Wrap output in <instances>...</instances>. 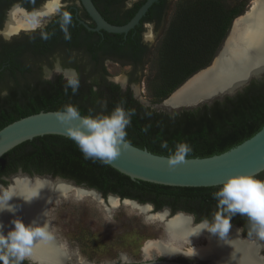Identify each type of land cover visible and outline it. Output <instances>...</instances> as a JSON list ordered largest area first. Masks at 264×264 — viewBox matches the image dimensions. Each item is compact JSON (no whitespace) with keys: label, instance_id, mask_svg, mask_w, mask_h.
Instances as JSON below:
<instances>
[{"label":"trees","instance_id":"16d2710c","mask_svg":"<svg viewBox=\"0 0 264 264\" xmlns=\"http://www.w3.org/2000/svg\"><path fill=\"white\" fill-rule=\"evenodd\" d=\"M132 17L133 14L129 15L127 21ZM232 17L233 11L218 0H193L177 8L158 46V80L163 97L208 67ZM132 33L133 30L128 32L127 44L134 55L141 48L136 39L132 40ZM103 34L108 36L106 32ZM113 36L122 41L123 34ZM110 49L116 51L118 47L112 45ZM97 50V47L89 48L92 55ZM15 52L18 54L20 49ZM17 68L12 64V70ZM105 72L102 69L98 80L92 82L86 81V74H80V88L75 95L70 88L65 94V81L60 76L50 81L35 78L22 86L9 85L7 93L0 96V130L30 115L57 111L65 104L78 106L81 114L87 115L89 108L96 113L101 111L98 100L107 101L104 114L111 113L117 104L123 102L126 110H135L126 129L127 143L151 154L168 157L169 149L174 151L177 143L187 142L193 151L186 159H200L227 152L264 127V82L251 81L233 97L168 114L142 106L133 98L130 89L124 91L106 81ZM144 128L148 129L147 132L142 130ZM164 141L168 142V149L161 148ZM17 171L29 176L49 175L71 180L78 186L99 192L103 198L113 194L121 200L150 203L155 211L167 206L172 210L171 214L178 210L192 214L195 222L212 219L217 204L212 194L222 187L178 188L132 181L109 165L84 159L72 140L56 135L24 142L0 158L1 185L4 178ZM254 178L264 181V171ZM231 224L241 226L244 236H250L246 217L237 214ZM24 264L28 262L24 261Z\"/></svg>","mask_w":264,"mask_h":264},{"label":"bare ground","instance_id":"6f19581e","mask_svg":"<svg viewBox=\"0 0 264 264\" xmlns=\"http://www.w3.org/2000/svg\"><path fill=\"white\" fill-rule=\"evenodd\" d=\"M57 1L48 2L42 15L52 13ZM29 17L30 15L22 14L19 19L18 12L13 11L4 29V35L9 36L20 29L35 27L36 25L29 22ZM230 31L229 37L211 67L193 77L173 93L163 103L164 106L175 109L194 105L213 96L233 92L250 78H258L264 73V0L254 1L249 11L235 20ZM152 38L150 32L145 34L147 41H151ZM135 95L137 96L136 89ZM12 182L13 185L8 190L14 198L9 203L15 205L18 211L15 216L8 212L0 214V223L5 225V234L11 230L12 219L20 218L26 225L33 220H39L46 226L51 238L35 241L29 258L39 264H63L66 254L50 233L47 220L48 208L66 196L78 198L83 195L82 192L77 188L73 190L69 184L61 181L35 180L30 184L24 177L18 176L14 177ZM37 193L39 197L36 198ZM29 198H32L31 202H24ZM109 203L112 207H116L117 199L109 197ZM136 209L141 214H148L150 211L148 206H138ZM148 217L162 222V227L158 231L160 240L147 242L143 248V254L147 258L157 254L169 258L180 252L183 245L195 246L196 244L193 243L202 241L206 243L205 246L196 245L197 248L185 251L184 254L210 264H262L258 256L261 245L257 241L241 240L238 231L232 227L227 236L221 239L218 235L201 231L203 225L191 226L190 219L183 215H176L169 219L163 211Z\"/></svg>","mask_w":264,"mask_h":264},{"label":"rangeland","instance_id":"374dc122","mask_svg":"<svg viewBox=\"0 0 264 264\" xmlns=\"http://www.w3.org/2000/svg\"><path fill=\"white\" fill-rule=\"evenodd\" d=\"M191 1L193 0H173L171 2V11L166 17V24L162 32V26L157 28L152 25H145L143 38L145 39L147 32H150L153 38L148 43H145L148 50L143 60L142 71L133 73L131 79V69L129 67L107 62L105 64L106 81L117 86H125L123 88L124 91L130 89L136 101L141 103L142 106L145 105L156 112L174 113L173 109L163 105L174 91L166 97H163V93H161L158 80V46L165 28L177 8ZM254 1L256 0H218L226 9L233 11V17L215 57L223 48L225 39L227 40V37H229V32H231L230 30L235 20L241 18L246 11H249ZM26 56L24 57L27 58ZM28 63L32 67V73L17 76L15 79H6L0 83V87L15 84L22 86L33 82L35 80L36 67L39 66H41L40 74L44 77L46 67H44L43 63L32 64L30 60L23 61V64ZM81 70L86 72L85 78L87 82L98 80V74L95 75L94 72L91 74V69L88 65L82 64ZM259 82H264V75ZM135 89L137 90V96L135 95ZM0 96H4V93H1ZM11 176L4 178L2 180L3 185H0L4 188L10 184L13 185L11 181L14 177ZM77 190H80L83 195L78 198L66 196L57 204H51L48 209L47 220L50 224V233L66 254L63 264H133L153 257L147 258L143 254V248L147 242L160 240L158 231L162 227V222L154 221L148 217L159 213L149 211L148 214H141L136 209L137 205L123 201H117V206L112 207L109 203V198L107 200L106 197L101 199V197L91 191H84L86 189L79 188ZM194 223L197 224L199 222L194 221ZM251 241L257 240L253 239ZM193 244L202 247L206 243L198 241ZM196 245H183L180 249L182 253L178 252L169 258L182 260L184 259L183 257H190L189 260L195 264L208 263L184 254L185 251L197 248ZM154 256L161 257L163 255L157 254Z\"/></svg>","mask_w":264,"mask_h":264},{"label":"clouds","instance_id":"9594fccd","mask_svg":"<svg viewBox=\"0 0 264 264\" xmlns=\"http://www.w3.org/2000/svg\"><path fill=\"white\" fill-rule=\"evenodd\" d=\"M17 8L19 5H15L13 11ZM42 12V9L34 10L30 14L29 22L34 26L38 25V17L42 15ZM61 15L62 20L59 22L61 31L64 33V39L70 40L71 34L68 28L72 24L71 15L68 12ZM53 34L41 32V38L47 40ZM5 39H8L6 34ZM73 60L74 57L70 58L69 62ZM58 72L65 81V94L70 88L72 94L75 95L81 83L79 72L74 68H64ZM92 91L95 92L96 89L93 88ZM97 104L101 109L99 113L89 108L88 114L82 115L78 106L65 104L55 111L54 115L57 121L65 127L67 137L75 143L84 159L108 165L121 155V145L125 148L128 146L126 129L131 124V117L135 115V110H126L121 102L111 113L104 114L107 101L98 100ZM142 130L147 132L148 129ZM161 148L168 149V142H162ZM192 151V147L187 142L177 143L174 151L169 149L168 169L174 170L178 164L186 162V157ZM212 196L217 201L216 210L211 220L208 218L201 220L200 224L203 225L201 231L218 235L223 239L229 233L232 218L239 214L247 218L248 234L264 240V181L252 176H235L228 179ZM37 197L39 193L36 194ZM13 198L9 190L0 189V214L8 212L16 215L17 207L9 203ZM31 199L24 202L29 203ZM10 224L11 230L5 234V225L0 223V264H24V261L31 255V248L35 241L51 238L46 226L39 220H33L26 225L22 219L15 218L10 221Z\"/></svg>","mask_w":264,"mask_h":264},{"label":"flooded vegetation","instance_id":"af4514ba","mask_svg":"<svg viewBox=\"0 0 264 264\" xmlns=\"http://www.w3.org/2000/svg\"><path fill=\"white\" fill-rule=\"evenodd\" d=\"M50 1L51 0H0V83L6 79H15L17 76L32 73V67L29 65L30 63L23 64V61L29 60L32 64L43 63L45 65L44 67H46V70L44 71V77L40 74L41 66L36 67L37 69L34 73L35 78L41 81H50L56 76L62 78L58 70L64 68H74L79 74H86V72L81 70L82 64L88 65L91 69V74L95 72L96 75L99 74L102 69H105V64L107 62L129 67L131 69V78L133 73L143 70V60L148 50L145 44L148 43V41L143 38V28L145 25H152L157 28L162 26V32L166 24V17L170 14V5L173 0H157L154 2L141 18V22L139 21L138 25L132 29L133 33L131 34V38L132 40L136 39L138 46L141 48L134 55L132 51L128 49V33L123 35L121 41L113 36L116 34L107 33L108 36H104L103 31L93 32L89 30L95 25L85 12L80 0H58L52 13L40 15L38 17V25L32 28L20 29L16 33L7 36V40L5 39L4 29L9 23L10 14L13 12L15 5H19V8L15 11L18 12V18L20 19L22 14L30 15L36 9H42L44 11L46 4ZM90 1L108 24L122 26L128 22L127 17L131 14L134 16L147 0ZM64 12H68L72 18V24L68 28L71 34L70 40L64 39V33L60 28L59 22L62 20L61 14ZM138 28H141V31H138ZM41 32L54 34L51 35L50 39L44 40L41 38ZM112 45L118 47V49L112 51L110 49ZM95 47H97L98 50L92 55L89 52V48ZM18 49H20V52L16 54L15 51ZM73 57L74 60L70 63L69 60ZM12 64L17 65L18 70H12ZM8 88V86L0 87V95L1 93L5 95ZM150 205L152 206L150 209L151 212L158 213V211L166 208L169 211V216H172V210L169 207L164 206L160 210L155 211L154 205ZM176 212L183 211L178 210ZM176 212H174V214ZM192 217L194 216L192 215ZM237 227L241 229L242 239H246L249 242L253 239H257L258 244L261 245V249L258 253L263 257L264 262V240L258 239L255 235L246 237L243 234V228L241 226ZM259 258L261 260V257Z\"/></svg>","mask_w":264,"mask_h":264},{"label":"water","instance_id":"95a60500","mask_svg":"<svg viewBox=\"0 0 264 264\" xmlns=\"http://www.w3.org/2000/svg\"><path fill=\"white\" fill-rule=\"evenodd\" d=\"M156 1L157 0H147L144 3V5L139 8V10L126 24L122 26H113L108 24L101 17V15L96 10V8L94 7V5L90 0H80L85 12L87 13L89 18L92 20V22L95 25L92 29H89L90 31L93 32L103 31L108 34H116V35H120V34L125 35L130 30H132L136 25H138L139 21L144 16L147 9ZM216 58L217 57H215L212 60L210 66L194 74L177 90L183 87L189 80H191L196 75L210 68L213 61ZM263 75L264 74H262L258 78H254V77L250 78L242 87L234 90L233 92L222 93L220 95L213 96L210 99L205 100L203 102H198L190 106L178 107L173 110L175 112H178L182 109L191 110L203 104L209 105L214 100L221 101L225 97H233L237 93L242 92V90L245 87H247L251 81H259ZM119 86L122 90L125 87L121 85ZM176 91H174L173 93H175ZM133 98L135 97L133 96ZM54 112L55 111L39 112L37 114H33L21 118L2 128L0 130V158L5 153L12 150L16 146L24 142L31 141L37 137H42L46 135H56V136H62L68 138L65 131V127L62 126L57 121ZM127 144L128 146L126 148L123 145H121V155L111 164L108 165L114 170L118 171L119 173L129 177L132 181H142V182H146L154 185L166 186V187L209 188V187H220L225 182H227L228 179L235 176L243 175V176L256 177L257 175H259L264 171V127L253 137L246 140L242 144L236 146L235 148L230 149L227 152L208 158L186 159V162L178 164L175 167V169L171 171L168 169V163H167L168 157L157 156L149 153L147 150L139 149L137 147L132 146L129 143ZM15 176L24 177L30 184L33 183L35 180L61 181L66 184H69L72 188L86 189L84 191H91L92 193H95L96 195L101 197V199L103 198L99 192L93 189L86 188L82 185L78 186L73 181L62 179L60 177H52L49 175L29 176L27 174L22 173L21 171H19L17 174L11 177H15ZM11 187L12 184H10L6 188L0 185V189L8 190ZM109 197H115L117 201L130 202L137 206H148L150 209L152 208V206L149 203L139 204L138 202L133 200H128V199L121 200L118 196L113 194H108L106 196V200ZM163 211L166 212L169 219L176 215H183L190 219L191 226L202 225L200 224V222L195 224L194 219L190 214H186L183 212H176L174 215L169 216L168 209L163 208L160 212ZM231 227L236 229L237 231L240 230V228L235 225H232ZM238 235L241 240L247 241L246 239H242L241 230L238 231ZM259 256L261 257L262 264H264L263 257L260 254ZM183 258L184 259L182 260H177L175 258H167L164 256L161 257L153 256L150 259H144L140 262L133 264H195L194 262H191L189 260L190 257H183ZM25 261H27L28 264H39L38 262L33 261V259L29 257ZM205 264H210V263H205Z\"/></svg>","mask_w":264,"mask_h":264}]
</instances>
